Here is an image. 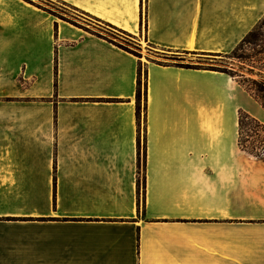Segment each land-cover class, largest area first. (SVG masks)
Masks as SVG:
<instances>
[{"label": "crops", "instance_id": "crops-1", "mask_svg": "<svg viewBox=\"0 0 264 264\" xmlns=\"http://www.w3.org/2000/svg\"><path fill=\"white\" fill-rule=\"evenodd\" d=\"M52 1L0 0V264H264V108L214 64L264 0H59L128 42Z\"/></svg>", "mask_w": 264, "mask_h": 264}, {"label": "trees", "instance_id": "trees-1", "mask_svg": "<svg viewBox=\"0 0 264 264\" xmlns=\"http://www.w3.org/2000/svg\"><path fill=\"white\" fill-rule=\"evenodd\" d=\"M263 20V19H262ZM261 20V21H262ZM260 21V23H261ZM259 23V24H260ZM258 24V25H259ZM257 25V26H258ZM250 31L242 42H251L250 37L257 35L256 28ZM264 36V34H263ZM260 49L257 51V58L253 56L245 58V66L248 76L245 73L238 74L233 69H224L226 72L235 76L241 85L263 106L264 108V37L261 38ZM240 43V44H241ZM239 44V45H240ZM238 45V46H239ZM236 47V49L238 48ZM236 49L233 51L235 52ZM232 52V54H233ZM258 77H257V76ZM239 76L241 78H239ZM142 79L139 77L137 90V116L141 115ZM248 130V131H247ZM247 138L245 139L244 132ZM247 140L250 144H247ZM239 146L250 154L261 158L264 152V123L249 112L240 109L239 111Z\"/></svg>", "mask_w": 264, "mask_h": 264}, {"label": "rangeland", "instance_id": "rangeland-1", "mask_svg": "<svg viewBox=\"0 0 264 264\" xmlns=\"http://www.w3.org/2000/svg\"><path fill=\"white\" fill-rule=\"evenodd\" d=\"M54 4L52 6H55L59 9H62L63 12H65V16H69L72 18H80L78 16L84 17L85 19L90 21V24L95 23L98 25H101L99 23H97L95 20L88 18L87 16L81 14L80 12H78L77 10H75L72 7H69L65 4H63L61 1L57 0V1H52ZM83 20V19H82ZM102 30L108 34L114 35L116 36V38L122 42H128L125 40V38H127V35H125L124 33H120L118 31H115L114 29L107 27L106 25H101ZM256 33L257 35L254 37H250L251 42H242L238 48L236 49L235 52H233V54H231L229 57H225L223 59H220L218 61H215L214 64L220 65V66H226L228 69H233V71L237 72L238 74L241 73H245L248 76V73L246 71V68H244L245 66V58L248 56H253V59H256L257 56V51L258 49H260V45L259 43H261V38L264 37V18L261 21V23L257 26L256 28ZM142 36V40H141V45L142 47L138 48L137 45H135L134 43H139L137 40L135 39H131L132 42H129V48H131L133 51L137 52H143L146 53V49H148L149 47L147 46V42L145 41V37ZM129 39V38H127ZM141 39V38H138ZM257 76V75H256ZM258 77V76H257ZM239 78H241L239 76ZM248 131V130H247ZM245 139L247 138L246 136V131L244 132V136ZM247 144H250V142L247 140ZM261 158L264 159V152L263 155L261 156Z\"/></svg>", "mask_w": 264, "mask_h": 264}]
</instances>
